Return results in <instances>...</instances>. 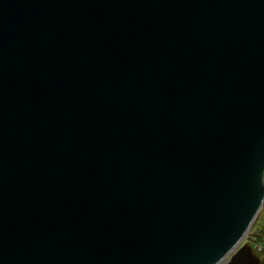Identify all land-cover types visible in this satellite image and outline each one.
<instances>
[{"label": "water", "instance_id": "1", "mask_svg": "<svg viewBox=\"0 0 264 264\" xmlns=\"http://www.w3.org/2000/svg\"><path fill=\"white\" fill-rule=\"evenodd\" d=\"M264 0H0V264H259Z\"/></svg>", "mask_w": 264, "mask_h": 264}, {"label": "built area", "instance_id": "2", "mask_svg": "<svg viewBox=\"0 0 264 264\" xmlns=\"http://www.w3.org/2000/svg\"><path fill=\"white\" fill-rule=\"evenodd\" d=\"M243 245L251 247L253 252L264 253V239L258 233H250Z\"/></svg>", "mask_w": 264, "mask_h": 264}, {"label": "rangeland", "instance_id": "3", "mask_svg": "<svg viewBox=\"0 0 264 264\" xmlns=\"http://www.w3.org/2000/svg\"><path fill=\"white\" fill-rule=\"evenodd\" d=\"M259 217H261L262 219L259 221L258 220L256 221L254 227L252 228V230L250 232L251 234H254V233H256V231H261L262 229H264V209L261 212ZM253 253L259 259V264H264V255H263L264 253H262V254L257 253V252H253Z\"/></svg>", "mask_w": 264, "mask_h": 264}, {"label": "trees", "instance_id": "4", "mask_svg": "<svg viewBox=\"0 0 264 264\" xmlns=\"http://www.w3.org/2000/svg\"><path fill=\"white\" fill-rule=\"evenodd\" d=\"M262 218L259 217L258 221L261 220ZM256 233H258L263 239H264V229H262L261 231H256ZM264 255V254H263Z\"/></svg>", "mask_w": 264, "mask_h": 264}, {"label": "bare ground", "instance_id": "5", "mask_svg": "<svg viewBox=\"0 0 264 264\" xmlns=\"http://www.w3.org/2000/svg\"><path fill=\"white\" fill-rule=\"evenodd\" d=\"M252 249V248H251ZM252 252H253V250H252Z\"/></svg>", "mask_w": 264, "mask_h": 264}]
</instances>
